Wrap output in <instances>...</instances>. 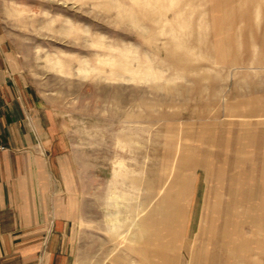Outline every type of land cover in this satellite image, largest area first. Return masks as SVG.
Returning <instances> with one entry per match:
<instances>
[{
  "label": "rangeland",
  "instance_id": "obj_1",
  "mask_svg": "<svg viewBox=\"0 0 264 264\" xmlns=\"http://www.w3.org/2000/svg\"><path fill=\"white\" fill-rule=\"evenodd\" d=\"M0 24L66 115L72 264H264V0H0Z\"/></svg>",
  "mask_w": 264,
  "mask_h": 264
},
{
  "label": "crops",
  "instance_id": "obj_2",
  "mask_svg": "<svg viewBox=\"0 0 264 264\" xmlns=\"http://www.w3.org/2000/svg\"><path fill=\"white\" fill-rule=\"evenodd\" d=\"M0 264H72L83 218L66 115L0 24Z\"/></svg>",
  "mask_w": 264,
  "mask_h": 264
},
{
  "label": "bare ground",
  "instance_id": "obj_3",
  "mask_svg": "<svg viewBox=\"0 0 264 264\" xmlns=\"http://www.w3.org/2000/svg\"><path fill=\"white\" fill-rule=\"evenodd\" d=\"M100 61L102 63L108 62L107 58H102ZM95 70L98 72V68H95ZM108 202L113 207L111 214L107 216L110 232L133 241V247L136 243H140L146 237V227L139 221V211L132 208L130 198L123 193L111 191L108 195ZM121 207H123L125 213L123 216L120 214Z\"/></svg>",
  "mask_w": 264,
  "mask_h": 264
},
{
  "label": "built area",
  "instance_id": "obj_4",
  "mask_svg": "<svg viewBox=\"0 0 264 264\" xmlns=\"http://www.w3.org/2000/svg\"><path fill=\"white\" fill-rule=\"evenodd\" d=\"M0 112H1V103H0ZM3 148L2 142L0 140V150Z\"/></svg>",
  "mask_w": 264,
  "mask_h": 264
}]
</instances>
